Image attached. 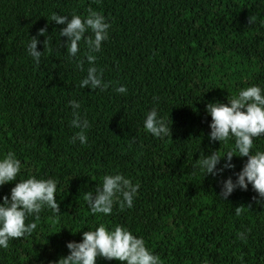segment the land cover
<instances>
[{
  "label": "trees",
  "instance_id": "16d2710c",
  "mask_svg": "<svg viewBox=\"0 0 264 264\" xmlns=\"http://www.w3.org/2000/svg\"><path fill=\"white\" fill-rule=\"evenodd\" d=\"M89 9L110 24L109 37L94 53L82 40L70 57L60 36L66 24L51 17L83 20ZM33 36L38 64L28 53ZM90 66L102 72L105 90L80 87ZM254 85L264 94V0H0V160L14 152L21 161L17 180L0 186V202L19 181L53 179L61 210L27 217L37 228L0 247V264H55L70 254L68 242H82L83 232L100 225L142 238L160 264H264V198L251 184L219 196L248 158L233 156L235 167L216 176H204L198 164L235 149L234 137L209 139L206 105L228 104ZM153 108L171 134L146 131ZM74 111L88 121L86 144L72 142L81 131L72 126ZM251 151L264 152V135ZM115 174L139 186L133 207L121 211L117 201L110 215L91 213L85 193ZM97 264L122 262L97 257Z\"/></svg>",
  "mask_w": 264,
  "mask_h": 264
},
{
  "label": "clouds",
  "instance_id": "9594fccd",
  "mask_svg": "<svg viewBox=\"0 0 264 264\" xmlns=\"http://www.w3.org/2000/svg\"><path fill=\"white\" fill-rule=\"evenodd\" d=\"M255 16L249 17V24L255 21ZM51 21L57 24H66L60 30V36L67 40V51L70 57H76L79 52V44L83 40L88 46L89 53L99 52L102 42L109 37L108 29L110 24L99 13L89 9V15L85 19L73 15L70 19L67 16L53 13ZM91 30L92 36L86 33ZM47 29H39V35H45ZM46 41V40H45ZM44 41V47H45ZM38 38L33 36L28 45V53L38 64L42 55L37 50ZM89 65H94L96 56H86ZM83 60L77 62V67L83 70ZM81 88L105 90L108 85L102 79V72H98L95 66L87 69V76L80 83ZM121 94H126L125 86L116 89ZM73 109H79L80 104L71 101ZM206 111L212 117L210 124L211 141H228L235 138V149L220 156L215 152L198 161L199 166L204 170L205 175L216 176L224 169L234 168L233 156L247 157V162L242 170L236 173L237 179L233 182L231 177L223 181V187L219 196L226 200L227 197L239 187L247 190L251 184L254 191L260 198H264V152L257 151L252 154L254 138L264 135V94L259 86H250L241 90L237 97L229 100L228 104L210 102L206 105ZM72 126L81 129L72 138L75 143L79 139L81 144L87 143V136L84 129L89 127L88 121L81 120L79 113H73ZM172 124V120H171ZM147 132L157 138H163L171 134V125L158 117L157 110L153 108L144 121ZM238 153V154H237ZM221 159H225L222 168H217ZM21 171V161L14 152H8L0 160V186L17 180ZM57 181L53 179L29 178L19 181L11 188L10 198L5 195L0 202V247L9 248V242L14 239H21L31 235L37 228L35 222L26 223L29 216L35 215L38 219L41 211L47 207L53 213H60V203L57 200ZM138 185H133L130 179L122 174L106 175L102 186L97 188L95 193L87 192L84 199L90 208L91 213H102L110 215L115 202H120L121 211L125 207L132 208L134 198L138 192ZM120 197L123 199L120 200ZM257 203L261 200L253 197ZM244 212L243 205L235 208L237 216ZM240 239H245V234H239ZM70 254L59 258L55 264H97V257L108 260H117L122 264H160V258L150 252L142 238L134 236L129 230L117 226L109 231L104 225H100L95 231L83 232L82 242L71 241L67 243Z\"/></svg>",
  "mask_w": 264,
  "mask_h": 264
}]
</instances>
